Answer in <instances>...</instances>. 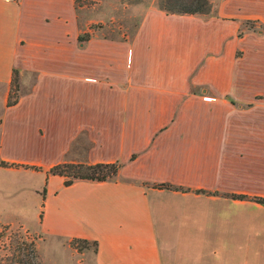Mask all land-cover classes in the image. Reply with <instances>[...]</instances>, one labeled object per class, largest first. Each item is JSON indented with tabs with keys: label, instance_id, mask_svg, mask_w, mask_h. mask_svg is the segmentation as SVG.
Wrapping results in <instances>:
<instances>
[{
	"label": "crops",
	"instance_id": "1",
	"mask_svg": "<svg viewBox=\"0 0 264 264\" xmlns=\"http://www.w3.org/2000/svg\"><path fill=\"white\" fill-rule=\"evenodd\" d=\"M81 33L75 0H0V169L42 178L44 232L96 241L80 264H264V0ZM112 163L67 187L49 172Z\"/></svg>",
	"mask_w": 264,
	"mask_h": 264
},
{
	"label": "rangeland",
	"instance_id": "2",
	"mask_svg": "<svg viewBox=\"0 0 264 264\" xmlns=\"http://www.w3.org/2000/svg\"><path fill=\"white\" fill-rule=\"evenodd\" d=\"M209 1L213 12L208 16H198L203 20L215 16L222 2ZM151 6L158 8L157 0H75L78 28L82 31L80 39L130 40ZM253 26L255 24L250 21L244 22L240 31L252 30ZM32 79L31 74L22 77L24 92ZM18 80L21 81V77L17 72L19 84ZM3 92L0 87V108ZM21 92L19 88V95ZM42 182L38 175L0 169V264H80L96 252V247L91 244L96 241L85 244L82 239L68 241L44 232L43 225H39L45 204L43 192H39L40 196L32 190ZM51 201L53 204L54 200ZM52 219L61 221L55 215Z\"/></svg>",
	"mask_w": 264,
	"mask_h": 264
},
{
	"label": "trees",
	"instance_id": "3",
	"mask_svg": "<svg viewBox=\"0 0 264 264\" xmlns=\"http://www.w3.org/2000/svg\"><path fill=\"white\" fill-rule=\"evenodd\" d=\"M158 9L166 15H189V16H208L212 11V6L209 0H157ZM214 16V15H213ZM80 41H82L80 39ZM19 84L17 82V71H13L12 80L10 83V92L6 105L13 106L19 99ZM12 94V95H11ZM2 167H9L6 163H0ZM120 165L112 164H94V165H77V164H61L52 167L49 172L52 175L64 177V186H70L75 180L89 181H107L113 179ZM170 188V187H167ZM183 190V189H178ZM254 201L264 205V199L253 198ZM77 241L78 239H74ZM82 243L89 244L87 240H81ZM96 247V242L91 243Z\"/></svg>",
	"mask_w": 264,
	"mask_h": 264
}]
</instances>
